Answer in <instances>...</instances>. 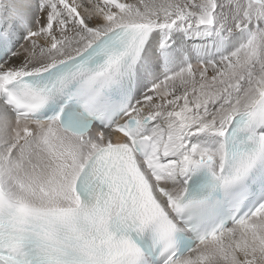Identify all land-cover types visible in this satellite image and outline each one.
Listing matches in <instances>:
<instances>
[{
  "label": "snow or ice",
  "instance_id": "obj_1",
  "mask_svg": "<svg viewBox=\"0 0 264 264\" xmlns=\"http://www.w3.org/2000/svg\"><path fill=\"white\" fill-rule=\"evenodd\" d=\"M0 264H264V0H0Z\"/></svg>",
  "mask_w": 264,
  "mask_h": 264
}]
</instances>
